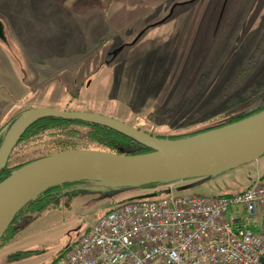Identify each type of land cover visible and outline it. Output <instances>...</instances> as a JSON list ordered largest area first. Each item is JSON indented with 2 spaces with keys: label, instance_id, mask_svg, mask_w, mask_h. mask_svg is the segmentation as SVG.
Masks as SVG:
<instances>
[{
  "label": "rangeland",
  "instance_id": "rangeland-1",
  "mask_svg": "<svg viewBox=\"0 0 264 264\" xmlns=\"http://www.w3.org/2000/svg\"><path fill=\"white\" fill-rule=\"evenodd\" d=\"M115 6L116 32L101 27L99 41L87 49L50 51L59 66L42 57L27 59L15 42L12 20L0 16L18 54L0 41V129L25 109L48 107L101 113L154 136L179 135L221 122L264 95V0H116ZM78 130L83 138L85 129ZM43 133L18 146L14 159L54 150L55 139ZM257 165L252 160L154 188L79 184L69 200L60 196L56 207L16 218L21 229L0 248V264H50L101 215L139 194L157 192L151 197L156 199L242 191L263 168Z\"/></svg>",
  "mask_w": 264,
  "mask_h": 264
},
{
  "label": "water",
  "instance_id": "water-1",
  "mask_svg": "<svg viewBox=\"0 0 264 264\" xmlns=\"http://www.w3.org/2000/svg\"><path fill=\"white\" fill-rule=\"evenodd\" d=\"M0 38H4L1 21ZM44 116L103 124L133 137L152 150L121 154L100 149H69L22 166L0 183V239L30 200L48 188L66 182L102 181L140 187L149 182L162 184L208 177L264 155V109L190 137L169 139L151 135L97 112L35 107L21 111L9 128L5 126L0 130V136L4 135L0 144V167L26 126ZM156 195L157 192L144 193L131 199Z\"/></svg>",
  "mask_w": 264,
  "mask_h": 264
},
{
  "label": "built area",
  "instance_id": "built-area-1",
  "mask_svg": "<svg viewBox=\"0 0 264 264\" xmlns=\"http://www.w3.org/2000/svg\"><path fill=\"white\" fill-rule=\"evenodd\" d=\"M264 171L244 190L133 199L101 215L55 264H262Z\"/></svg>",
  "mask_w": 264,
  "mask_h": 264
},
{
  "label": "trees",
  "instance_id": "trees-1",
  "mask_svg": "<svg viewBox=\"0 0 264 264\" xmlns=\"http://www.w3.org/2000/svg\"><path fill=\"white\" fill-rule=\"evenodd\" d=\"M3 36L4 38L3 39L0 38V41L10 48L12 47L11 49L12 54L14 56H17L18 54L16 53V49L15 48L13 49V45L9 43V40L5 35L4 27H3ZM237 108H238L237 112L229 114V116L223 119L221 122L209 124L203 128L196 129L192 132L179 134V135H170V136L168 135H155V136L160 138H169V139L186 138L237 121L239 119H242L244 117H247L264 109V95L259 97L258 100L256 98L251 99L250 101L244 103L242 106ZM18 114L15 117H13L5 126H8L9 128L15 122V119L18 116ZM5 126H3L2 128H4ZM79 128L85 129V133H83L84 134L83 138L78 137V135L80 134V131L78 130ZM43 132L48 133V135H50L52 139H55L54 150L46 154L37 157H31L25 160L18 161L14 159V153L18 146L30 142L36 136L44 134ZM3 139H4V135H1L0 144L2 143ZM82 139L84 140V142H86L84 143V145L81 144ZM87 142L90 143V146L87 145ZM84 148L100 149L115 153H121V154H137V153L149 152L152 150L150 147L140 143L138 140L134 139L133 137L128 136L120 131H117L103 124L86 122L81 120L63 119L53 116H44L32 121L29 125L26 126V128L19 135L18 142L10 149L6 159L4 160L3 164L0 167V183L17 169L41 157L63 150L84 149ZM87 182H88L87 180L66 182L61 185L48 188L47 190L39 194L37 197L30 200L22 208V210L15 216L11 224L4 232L3 236L0 239V248H3L7 244H9L17 236V233L21 228L19 226L14 225V221L22 212L29 211V212H35L37 214H42L45 212V210L56 207L57 200L60 199V196L66 195L69 200V197L75 193V191L71 189L75 188L79 184H85ZM157 185H159L158 182H149L140 185V187L154 188ZM227 194L230 193L220 194L216 196H222ZM130 200H132L131 197L126 198L123 202H127ZM49 206L52 207L50 208ZM63 251L64 249L61 250L53 258L50 264H55L57 258L61 255ZM22 252H26V251H20L18 252V254ZM27 252H34V250H29ZM262 264H264V256L262 257Z\"/></svg>",
  "mask_w": 264,
  "mask_h": 264
},
{
  "label": "crops",
  "instance_id": "crops-1",
  "mask_svg": "<svg viewBox=\"0 0 264 264\" xmlns=\"http://www.w3.org/2000/svg\"><path fill=\"white\" fill-rule=\"evenodd\" d=\"M103 1L0 0V16L12 20L15 42L27 59L35 62L42 61V57L50 65L59 66L61 62H53L50 51L87 49L97 38L99 41L101 27L102 31L110 27L107 34L116 32V0H106V6L100 9ZM101 18L105 20L101 22ZM129 21L132 20L126 24ZM261 158L264 155L255 159L257 166L263 163V168L256 170V176L264 171Z\"/></svg>",
  "mask_w": 264,
  "mask_h": 264
}]
</instances>
